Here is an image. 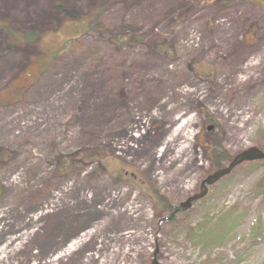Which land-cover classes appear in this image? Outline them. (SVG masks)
<instances>
[{
    "label": "rangeland",
    "instance_id": "1",
    "mask_svg": "<svg viewBox=\"0 0 264 264\" xmlns=\"http://www.w3.org/2000/svg\"><path fill=\"white\" fill-rule=\"evenodd\" d=\"M200 110L230 157L264 151V0H0V264H264L263 161L157 224L213 171ZM81 150L101 161L65 166Z\"/></svg>",
    "mask_w": 264,
    "mask_h": 264
},
{
    "label": "trees",
    "instance_id": "2",
    "mask_svg": "<svg viewBox=\"0 0 264 264\" xmlns=\"http://www.w3.org/2000/svg\"><path fill=\"white\" fill-rule=\"evenodd\" d=\"M216 3H219L221 5H229V4H236V3H240V2H258L259 0H213ZM92 17V14H90ZM90 15L88 16L90 18ZM90 20V19H89ZM2 31L3 33H7L10 36L9 42L11 44H17V43H30L32 41L35 42V46L38 44L39 41V37L36 34L33 33H17L14 32L12 30H10V28L8 27V25H2ZM74 26H77L76 24H74ZM138 41L137 38H131V37H120V36H116L113 40V42L115 43H120L122 45H129L130 43H136ZM153 52L155 53H159V51L157 50H153ZM188 68L190 69V65L188 66ZM204 74H202L203 76H207V72H203ZM205 110V109H204ZM204 110H200L199 111V116L202 119L203 122H213V119L211 118L210 114L207 111ZM207 135H205L204 139L206 140V142L204 143V154L206 155V157L209 159L210 163L212 164V168L213 169H217L222 167L223 163L228 161L231 157L228 155L227 151L225 150L223 143H222V138H221V133L218 131V128L216 127V129H214L213 131H209L207 133H205ZM10 152H6V151H2L0 150V163H5L8 162L11 157H9ZM64 159H67V161L65 163V166H68L71 163H75V162H83V163H87V162H100L101 158L97 155V153L95 151H91V150H81V151H75L71 154H68L66 156L63 157ZM59 162H61V157L58 160ZM155 193V192H153ZM156 194V193H155ZM154 203L158 206L161 205V207H165L163 204V198L161 196H159L158 194H156V197ZM165 208H170L165 207ZM173 218H171L172 220Z\"/></svg>",
    "mask_w": 264,
    "mask_h": 264
},
{
    "label": "water",
    "instance_id": "3",
    "mask_svg": "<svg viewBox=\"0 0 264 264\" xmlns=\"http://www.w3.org/2000/svg\"><path fill=\"white\" fill-rule=\"evenodd\" d=\"M264 160V152L258 149L257 147H249L237 154H235L230 161L226 163L223 168L217 169L212 173L208 174L203 178L199 183V189L197 193H194L192 196L187 197L183 202L180 203V209L182 211L187 210L194 201L201 199L207 193V186L214 184L220 178L230 173V171L237 165L247 162V161H256ZM2 193V186L0 185V195ZM172 215V214H171ZM171 215L169 217H171ZM157 249L153 252V259L151 264H157L155 260V255Z\"/></svg>",
    "mask_w": 264,
    "mask_h": 264
},
{
    "label": "bare ground",
    "instance_id": "4",
    "mask_svg": "<svg viewBox=\"0 0 264 264\" xmlns=\"http://www.w3.org/2000/svg\"><path fill=\"white\" fill-rule=\"evenodd\" d=\"M190 122H191L190 120H184L183 122H181V123H179V124H176V125L172 128V130H171L169 136H168L167 138H165V140H164V143H163V144H164L165 146H167V145H169L171 142L176 141V137H177L178 135H181V136H182V137H180V138H182V140L180 141V139H179V141H177L176 146L174 147V150H175L174 156H175V159H176V160L179 159V156L182 155V154L184 153V151H185V149H186V146H187V144H188V140H187L188 138H187L186 135H185L186 133H188V131L185 130V128L188 127V125H189ZM184 133H185V134H184ZM161 136H162V134H161V135L159 134L158 137L155 138L153 141H154V142L157 141V139H159ZM182 163H183V162H182ZM182 163H181V164H182ZM179 167H180V166H179ZM135 209H136V208L133 206V202H131V203H129V205H128L127 207L124 208L123 211H128V210H130V213H134V212H135ZM25 235H26V233L24 234V236H25ZM15 238H16V237H10L7 241L4 242L3 245L0 246V255H1V256L6 255V254L9 253L10 251H13L14 249H16V247L13 246L14 244L12 243V242L14 241ZM18 238H19V237H18ZM16 239H17V238H16ZM80 242H82V241H78V240H76V241H74V242L69 243V244L65 247V249L62 250V252L59 251V252L56 254L54 260L57 261L58 258H59L60 256H63V255H66V254H67V255H70L74 250H76V248H77L78 246H80V245L82 244V243H80ZM63 252H66V253H63ZM114 252L117 253L118 250H115ZM113 255H114V253L110 254V257H113Z\"/></svg>",
    "mask_w": 264,
    "mask_h": 264
}]
</instances>
